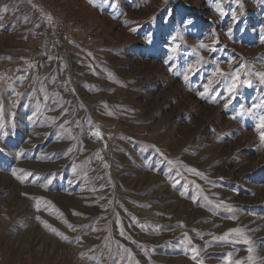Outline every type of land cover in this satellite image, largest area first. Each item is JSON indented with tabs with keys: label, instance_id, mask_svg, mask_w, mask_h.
I'll return each mask as SVG.
<instances>
[{
	"label": "rangeland",
	"instance_id": "1",
	"mask_svg": "<svg viewBox=\"0 0 264 264\" xmlns=\"http://www.w3.org/2000/svg\"><path fill=\"white\" fill-rule=\"evenodd\" d=\"M257 73L264 0H0V264H264Z\"/></svg>",
	"mask_w": 264,
	"mask_h": 264
},
{
	"label": "snow or ice",
	"instance_id": "2",
	"mask_svg": "<svg viewBox=\"0 0 264 264\" xmlns=\"http://www.w3.org/2000/svg\"><path fill=\"white\" fill-rule=\"evenodd\" d=\"M101 3L110 4L111 3V0H101ZM217 10L218 11L221 10L219 8V5H217ZM233 16H235V13H233ZM48 20H49V22H51V20H52L51 16L48 17ZM127 23H129V22L128 21H125V24H127ZM130 30L133 31V32L136 31L135 28H132ZM229 33H231V29H229ZM200 47L201 48H208L209 46L206 45V44L201 43L200 44ZM172 51L175 52V48H173ZM203 60H204V58L203 57H200V59L197 61V64H199ZM165 63L167 64V63H169V61L166 60ZM241 67H243V65H241ZM193 68H194L193 65H189L188 66V71H192ZM217 73L220 76L224 77L226 80H229L230 79L231 82L228 84L227 91L230 94L234 93L236 91V89L238 88V86H239L240 75H241L239 69L236 70V72H235L234 75H232L231 73L225 74L223 72V70H221L219 68H217ZM257 75H258V77L260 79V82L261 83H264V73H257ZM183 79H184L185 83H187L188 80H189L188 75H184ZM244 83H247V84L251 85V81L250 80H246V81H244ZM208 92H209V86L208 85H205L204 86V91L198 93V95L201 98H205L206 97V94ZM225 107H227V105H225ZM252 107L253 108H256V109H259V114H257L256 112H253L251 109L249 110V112H250L252 118L257 121V123L255 124V128H256V130L259 133V138H260L261 143L264 144V100H262L260 104H253ZM110 114L111 113H109V115ZM233 118L235 119V117H233ZM97 135H100L99 131H97ZM157 151H159V150H157ZM197 174L200 175L199 172H197ZM13 175L14 176L16 175V172L15 171H13ZM17 179H19L21 182H23L26 179V176H18ZM51 182L52 181L49 180L48 183L45 184V185H43V186L45 188H47L48 184H51ZM181 194L183 195V193H181ZM195 199H196V197H193V200H195ZM74 214H77V213H74ZM233 218H235V217H233ZM43 223H44L45 227H50V225H48V223L46 221H43ZM69 227H72V225H69ZM52 231L53 232H56L57 235H61L63 239H65V240L68 239V237L63 236V234L57 232V230L55 228H52ZM231 232H233V233H240V229L234 228V229H231ZM227 235L228 234L226 233L224 237H221V239H227ZM192 251L195 253L196 252V249L193 248ZM248 252H249V256L247 257L248 261L250 262V264H256L257 257L252 254L253 253V249L252 248H249L248 249ZM192 259L195 260L196 259V255H193Z\"/></svg>",
	"mask_w": 264,
	"mask_h": 264
},
{
	"label": "built area",
	"instance_id": "3",
	"mask_svg": "<svg viewBox=\"0 0 264 264\" xmlns=\"http://www.w3.org/2000/svg\"><path fill=\"white\" fill-rule=\"evenodd\" d=\"M94 35L95 34H90V33L87 34V41H93L94 40ZM69 38H70V34L68 32H64L62 34V41H64L65 43L69 40ZM51 52L54 55H58L61 52V48L58 45H56L55 43H53V44H51ZM27 59L34 66H39L40 65L41 59H40L39 55L36 52L28 53Z\"/></svg>",
	"mask_w": 264,
	"mask_h": 264
},
{
	"label": "bare ground",
	"instance_id": "4",
	"mask_svg": "<svg viewBox=\"0 0 264 264\" xmlns=\"http://www.w3.org/2000/svg\"><path fill=\"white\" fill-rule=\"evenodd\" d=\"M4 64H5V63H4ZM98 153H99V152H98ZM139 184H141V183H139ZM148 185H149V184H148ZM138 186H139V185H138ZM137 188H138V187H137ZM135 189H136V188H135ZM130 195H131V194H130ZM130 195H129V196H130ZM139 195H140V194H139ZM8 260H9V259H8ZM10 261H11V260H10ZM10 261H9V262H10ZM21 264H22V263H21Z\"/></svg>",
	"mask_w": 264,
	"mask_h": 264
}]
</instances>
